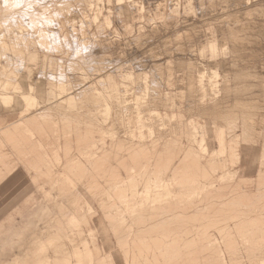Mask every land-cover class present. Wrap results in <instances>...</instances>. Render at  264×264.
<instances>
[{
	"label": "rangeland",
	"instance_id": "rangeland-1",
	"mask_svg": "<svg viewBox=\"0 0 264 264\" xmlns=\"http://www.w3.org/2000/svg\"><path fill=\"white\" fill-rule=\"evenodd\" d=\"M26 1L7 0L6 12ZM35 1L67 17L74 43L54 45L28 18L20 49L0 26V122L23 114L29 133L45 109L48 153L39 168H20L2 221L36 197L45 220L55 201V236L41 251L57 258L41 264H114L107 242L151 220L164 225L150 236L182 224L173 230L186 232L191 254L179 264H264V0H92L86 20L77 0ZM185 151L190 161L164 168ZM64 170L67 185L51 188ZM184 175L196 194L182 198Z\"/></svg>",
	"mask_w": 264,
	"mask_h": 264
},
{
	"label": "crops",
	"instance_id": "crops-1",
	"mask_svg": "<svg viewBox=\"0 0 264 264\" xmlns=\"http://www.w3.org/2000/svg\"><path fill=\"white\" fill-rule=\"evenodd\" d=\"M25 3H27V1ZM75 3L82 4L86 9V13L82 15L83 19L86 20V17L89 16V13L93 8L92 0H77ZM27 4H29L31 7H26L24 4H22L15 13H8L6 12L7 0H0V19L3 21L2 23L0 22V26L4 28L2 31L3 33L1 34L8 36L11 42L16 43L17 47L23 49L24 45L22 42L20 43V37H24V32L20 30L19 25L21 21L28 18H33L34 27L45 25L49 28L51 34L47 35L50 36L51 42H53L54 45L62 46L63 44H67V42L72 44L74 43V39H67L66 36L67 17H64L65 15L56 12L55 6L51 1L50 3H40L42 5H39L37 1L29 0ZM35 4L41 6L39 7L41 11H38V8L36 10L32 8ZM60 20L63 21V28L59 24ZM42 33H44V31ZM29 34L30 33L27 35ZM39 34H41V31H39ZM55 34L57 35L56 38L54 37ZM209 40V35L200 37L202 44L208 43ZM45 44L48 45V43ZM87 45L88 49H92L93 47L99 49V45L93 43L92 41H88ZM41 46L45 48L44 44ZM51 46L49 44V46H46V49L51 48ZM53 47L54 46H52V48ZM6 57L9 56L6 55ZM21 58L17 57V60H20ZM98 77L99 76L94 77L95 80H97ZM58 95H67V89L60 91ZM44 112L45 109H41L40 112L32 116V118L27 121V123L31 126L29 133H24L23 131V114H20L17 119H15V117H10L4 122H0V150L3 152L0 154V171L4 170L3 172H5V175L0 177V264H24L23 261H27L26 264H41L39 261H42L43 259L44 261L49 262V260L55 261L57 258L54 253H49L47 255L45 249L41 251V246L44 248L47 242H50L51 239V241H53V237L55 236L54 230L56 229V223L54 218H56L57 207L54 200L51 202L52 213L51 211L49 212L51 216L45 220H40L39 217L37 218V208L38 206H41V202L37 201L36 197L28 200L27 205L22 210H18L17 213L11 214L5 222L2 221V217L8 212L9 208L6 207L5 209H2L1 206L17 195L19 187L21 186L20 168L22 167L30 172L31 169L39 168L40 165L46 161L45 156L48 153L47 151H44V143L42 138L43 134L41 133L43 131L41 130L42 127L40 126L42 122V124L47 123V118L45 116L46 113ZM37 120L39 121L37 122ZM13 145H16L14 146L16 148H14ZM189 153L190 151H185L183 155H179V164L177 165L175 163L177 166L172 162L174 157L170 158L167 162L165 161L164 168L168 169L172 166V170L175 173L176 170L180 169L179 165L182 161H190L188 159ZM4 156L8 157V159H6ZM23 158H25V161H23ZM133 161H136V159ZM3 162L6 166H3ZM182 167L181 171L184 173L189 170V167ZM56 173L57 172H55V176L51 175V183L49 182L50 187L54 188L57 184L56 180L60 178L64 180L63 186H66L67 174H65V170L59 175ZM80 173L81 171L78 172V175ZM183 177L184 180H186V184L184 186H186V190L189 191H186L185 196L182 198L192 194L195 195L196 191H193V193L190 192V189L194 190V185L187 182L190 181L192 175H184ZM91 186L94 188L96 187V189L100 187L96 181L94 182V185ZM132 186L135 185L132 184ZM145 187L148 188V185ZM135 192L138 193V189L135 188ZM61 194L66 197L67 188L63 190ZM47 195L48 194L45 193L44 197ZM17 200L18 198L14 201V203H16ZM12 204L13 203H11L10 206H12ZM172 204L174 203H170L169 207H178L177 205L173 206ZM96 220L99 222L100 217L97 216ZM9 221L17 222H14L15 226H13L14 223L9 225ZM20 221H22L23 224ZM155 221L156 220H151L149 229H147L143 223H140V225H138V230L135 233V238L133 239L130 238L131 233L127 235L118 234L120 237V245L117 247L111 242H107V247L113 249L111 250V254L114 257V264H179V261L183 259L182 257L185 255V253H191L185 244L188 237L186 232L183 230H173V228H182L179 224L176 225L172 223V227L170 229H165V227V230L154 233L157 234L155 236L147 235L149 234V230L151 231L152 228H159L160 226L163 227L164 224H157ZM115 227L117 229L120 228L119 222L115 223ZM117 229L116 231H118ZM192 236L193 235H191V237ZM49 248L50 247H48V249ZM65 264H67V262H65ZM97 264L103 263L98 262Z\"/></svg>",
	"mask_w": 264,
	"mask_h": 264
},
{
	"label": "bare ground",
	"instance_id": "bare-ground-1",
	"mask_svg": "<svg viewBox=\"0 0 264 264\" xmlns=\"http://www.w3.org/2000/svg\"><path fill=\"white\" fill-rule=\"evenodd\" d=\"M103 60H104V59H103ZM1 123H2V122H1ZM0 129H1V128H0ZM2 129H4V128H2ZM1 131H2V130H1ZM1 138H3V137H1ZM29 141H30V140H29ZM29 143H30V142H29ZM6 144H7V143H6ZM18 144H19V143H18ZM14 146H16V145H13V147H14ZM17 146H19V145H17ZM132 147H133V146H132ZM147 147H148V146H147ZM0 148H1V147H0ZM14 148H16V147H14ZM29 148H30V147H29ZM128 148H129V147H128ZM137 149H138V148H137ZM135 150H136V149H135ZM144 150H145V148H144ZM18 151H19V150H18ZM0 152H1V150H0ZM16 152H17V151H16ZM2 153H3V152H1L0 154H2ZM144 154H145V153H144ZM4 155H5V154H4ZM7 155H8V154H7ZM30 156H31V155H30ZM4 157H6V156H4ZM6 159H8V157H6ZM10 159H11V158H10ZM3 160H4V158H3ZM13 160H14V159H13ZM1 161H2V159H1ZM10 161H11V160H10ZM6 162H7V161H6ZM22 162H23V161H22ZM95 163H96V162H95ZM2 164H3V166H6V165H4V164H5L4 162H3ZM10 164H11V163H10ZM10 164H9V165H10ZM100 164H101V163H100ZM9 165H8V167H9ZM14 165H15V164H14ZM96 165H97V164H96ZM96 165H95V166H96ZM95 166H94V167H95ZM94 167H93V170H94ZM95 168H96V167H95ZM0 169H1V168H0ZM2 169H3V168H2ZM7 169H9V168H7ZM7 169H6V170H7ZM3 171H4V170L0 171V177L3 176V175H5V172H3ZM105 171H106V170H105ZM263 177H264V176H263ZM93 180H94V179H93ZM260 180H261V179H260ZM263 181H264V180H263ZM93 182H94V181H93ZM192 205H193V204H192ZM171 209H173V208H171ZM177 216H178V215H176V217H177ZM180 217H181V216H180ZM189 217H190V216H189ZM179 219H180V218H179ZM181 225H182V224H181ZM169 227H170V226H169ZM262 227H263V226H262ZM197 234H198V233H197ZM263 237H264V236H263ZM263 239H264V238H263ZM263 239H262V240H263ZM187 241H189V240H187ZM190 241H191V240H190ZM192 243H193V242H192ZM186 246L188 247L189 245H186ZM234 246H235V245H234ZM190 254H191V253H190ZM192 254H193V253H192ZM196 256H198V255H196ZM196 256H195V257H196ZM183 257H184V256H183ZM190 258H191V256H190ZM197 258H198V257H197ZM197 258H194V259H197ZM205 258H206V257H205ZM202 260H203V258H202ZM185 261H187V263H188V260H185ZM198 261H199V260H198ZM189 263H190V261H189ZM189 263H188V264H189ZM255 264H256V263H255Z\"/></svg>",
	"mask_w": 264,
	"mask_h": 264
}]
</instances>
